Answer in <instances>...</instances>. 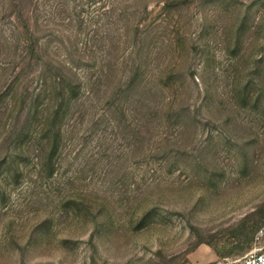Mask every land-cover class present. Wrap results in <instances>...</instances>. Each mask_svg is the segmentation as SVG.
<instances>
[{
  "label": "rangeland",
  "instance_id": "obj_1",
  "mask_svg": "<svg viewBox=\"0 0 264 264\" xmlns=\"http://www.w3.org/2000/svg\"><path fill=\"white\" fill-rule=\"evenodd\" d=\"M34 14L46 62L80 85L49 132L52 83L24 120L0 8V264H237L264 241V0Z\"/></svg>",
  "mask_w": 264,
  "mask_h": 264
},
{
  "label": "trees",
  "instance_id": "obj_2",
  "mask_svg": "<svg viewBox=\"0 0 264 264\" xmlns=\"http://www.w3.org/2000/svg\"><path fill=\"white\" fill-rule=\"evenodd\" d=\"M39 2L40 0H1L0 8L3 9V15H1V17L8 16V19L12 22V31L15 35V44L18 50L16 52V66L18 71L15 80V92L20 101V110L18 113L21 115L24 108L28 106L24 120L28 119L30 115H36V110L33 109L34 100L48 90V85L51 83L60 94L59 103L54 104L48 114V120L50 121L44 130L45 132H49L55 127V118L58 115L60 103L65 98V95L69 96L70 90L74 94V90L79 87L80 83L69 78L66 72L52 66V63L46 62V59L42 55L40 36L36 34L38 28L37 20L36 17H34V13L39 7ZM5 13L8 15H5ZM55 66L58 65L55 64ZM53 68L60 70L61 74L53 73L52 76L46 75L47 70ZM33 69H38V74L36 76H30ZM66 76L68 80H66ZM41 104V106H43L45 102ZM44 113L45 112H43L41 116L44 115L46 117ZM25 123H20L19 132L25 129ZM58 130L57 128V131ZM54 147L55 140L51 144V149H54Z\"/></svg>",
  "mask_w": 264,
  "mask_h": 264
},
{
  "label": "built area",
  "instance_id": "obj_3",
  "mask_svg": "<svg viewBox=\"0 0 264 264\" xmlns=\"http://www.w3.org/2000/svg\"><path fill=\"white\" fill-rule=\"evenodd\" d=\"M263 231L264 225L259 228L255 238L259 239ZM234 262L237 264H264V241L253 245L246 252L234 259Z\"/></svg>",
  "mask_w": 264,
  "mask_h": 264
}]
</instances>
